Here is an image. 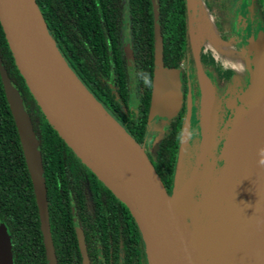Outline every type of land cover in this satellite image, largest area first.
<instances>
[{
  "label": "trees",
  "instance_id": "16d2710c",
  "mask_svg": "<svg viewBox=\"0 0 264 264\" xmlns=\"http://www.w3.org/2000/svg\"><path fill=\"white\" fill-rule=\"evenodd\" d=\"M34 1L57 50L79 81L139 145L152 146L149 161L169 194L180 136V116L171 119L153 138L151 131L155 126L146 122L153 56L151 1ZM158 7L162 64L166 67H180L182 63L191 65L185 0H158ZM121 13L126 17L127 42L137 80L134 102L129 97L125 55L119 35ZM200 56L205 60L204 69L213 70L214 82L222 88L231 71L221 69L209 53ZM0 59L23 100L39 142L49 231L57 264H68L66 252L70 254L75 247L71 209L93 264H117L119 257L121 264H146L143 242L134 219L46 123L15 67L1 27ZM192 92L196 94V85ZM0 223L9 237L12 264H44L31 181L1 81ZM96 247L105 256L104 262H97ZM59 254L62 257L59 258Z\"/></svg>",
  "mask_w": 264,
  "mask_h": 264
},
{
  "label": "water",
  "instance_id": "95a60500",
  "mask_svg": "<svg viewBox=\"0 0 264 264\" xmlns=\"http://www.w3.org/2000/svg\"><path fill=\"white\" fill-rule=\"evenodd\" d=\"M150 1L153 17V56L146 122L150 123L156 116H161L164 119V128L167 120L177 113L181 103L179 69L166 67L162 64L158 0ZM197 4V0H185L191 58L199 83L202 75L206 76V74L202 70L199 60L201 28L199 21L194 19L198 12ZM0 27L15 67L46 123L83 167L92 173L127 208L134 219L141 235L147 264L153 262L156 264H264V216L255 221H249L247 227L243 222L234 233L230 232L231 226H228L226 235L231 233L232 235L219 240L215 230L220 227L222 213L220 209H217L212 222L215 227L218 225L219 227L215 230L212 228L211 231L206 228L209 201L217 189L222 187L224 193L228 179L219 185L220 180L226 174L224 170L223 173L219 171L220 174L215 175L209 173L207 168H200L188 160V130H190L191 119L189 103H187L178 142L172 187L170 193L167 194L141 145L101 106L69 68L50 37L35 1L0 0ZM193 33L194 42L192 40ZM247 42L248 51L243 59L249 70L246 90L248 100L246 107L248 109L252 99L264 93V54L261 39ZM124 55L129 97H133L135 78L132 53L128 46L124 49ZM206 78L208 79L207 76ZM0 81L31 181L39 229L42 235L44 264H57L49 231L46 188L39 142L23 100L9 79L1 59ZM208 81L211 87L210 97L208 101L200 99L204 106H207L214 96V87L209 79ZM71 85L95 113L117 128L136 147L135 162L132 163L136 167L126 165L124 160L121 158L122 161L109 146V143L99 135V131L91 123L92 119L90 117L89 119L86 113L80 110L78 101L74 100ZM240 130L242 128H239L237 133ZM226 142L227 139L223 141L221 152L224 151ZM184 166L188 167L190 171V177L187 179H185ZM199 170L203 171L199 173L203 177L199 178L200 176L197 175L196 183L200 182L199 185L203 186L202 182L206 181L208 177L216 176L219 182L214 183L213 193L204 196L201 212L203 219L201 218L199 225L192 226V231L191 226L189 227L185 221L184 213L176 198V191L184 186V191L187 192L193 175ZM240 173L242 174L241 171ZM241 179L240 175L239 180H234L235 186L231 189L225 203H228L234 195L235 187L241 182ZM222 197L223 194L219 200L225 204L222 202ZM193 198L195 199V197ZM192 202L191 199L186 205V208L191 211V216L193 214ZM71 211L73 213V209ZM193 218L196 221L198 216L193 214ZM72 224L82 256V264H88L81 229L74 215ZM0 264H12L9 237L2 223H0Z\"/></svg>",
  "mask_w": 264,
  "mask_h": 264
},
{
  "label": "flooded vegetation",
  "instance_id": "af4514ba",
  "mask_svg": "<svg viewBox=\"0 0 264 264\" xmlns=\"http://www.w3.org/2000/svg\"><path fill=\"white\" fill-rule=\"evenodd\" d=\"M201 4L210 18L217 37L222 42L231 41L233 47L235 48L234 50L238 51L239 55L242 57L241 59L243 60V67L240 66L236 68L231 67L230 65H222L217 62L213 55L209 52L213 61L221 65V69H228L231 71L227 78L228 80L224 83V86L220 88L214 82L215 76L213 70L209 69L208 67L204 69L205 63L202 61L200 54L207 52L200 48L199 60L201 68L210 82H212L211 84H213L214 96H212V99L207 106H204L201 103L198 90V80L194 71L192 58L191 65L188 63L184 65L182 63L180 67H176L179 69L178 78L181 91V103L177 113L167 120L166 126L169 124L171 119L179 115L181 134L187 103H189V107L191 109V119L189 126L190 130H188V160L191 163L197 164L200 168H207L209 173H213L214 171L219 172L220 169H222L226 173L230 171L231 175L235 172H237L239 175V166L236 159V133L238 131V126L231 128L233 123L231 121L228 122L229 119H233L235 117L233 114L227 113V103L225 96L228 93V84L230 83L235 88L234 100L235 106L239 107L238 114L243 115L245 113L248 102L246 98V90L249 80V70L243 58H245L248 51L247 41L251 40H262L264 54V0H201ZM120 16L119 35L122 39V41L120 40L121 48L124 52V49L127 46L130 48V50L131 47L129 46V42L124 40L120 29L121 20L124 19L126 21V17L123 13H121ZM220 33L224 34L225 37H222ZM238 58L239 57L237 56V61L232 64L233 66L239 65L240 61H238ZM245 66L246 69H243ZM134 78V95L133 97H130L133 102L136 101L137 90V80L135 75ZM195 85L196 94L192 92L193 86ZM162 119L163 118H161V116H156L150 123H148V125H156L151 131L153 138H155V136H157L158 133H160V131L164 130L166 127L165 126L163 128L164 120ZM225 139H227L225 149L223 152H221L223 141ZM140 145L142 148L145 146L144 144ZM232 179L238 180V176ZM73 232L76 240L75 247L74 249H71L72 251L70 254L66 252L67 256L65 257L66 259H69L68 264H82V256L78 247L74 227ZM82 239L87 262L88 264H93L91 256H89L88 249L84 242L83 233ZM95 251L97 262H104L105 256H102L103 254H101L102 251L100 248L96 247ZM60 257H62V254H59V258ZM117 262V264H121L120 257L118 258ZM61 264H66V262H62Z\"/></svg>",
  "mask_w": 264,
  "mask_h": 264
},
{
  "label": "bare ground",
  "instance_id": "6f19581e",
  "mask_svg": "<svg viewBox=\"0 0 264 264\" xmlns=\"http://www.w3.org/2000/svg\"><path fill=\"white\" fill-rule=\"evenodd\" d=\"M197 6L198 12L194 19H197L200 24V41L205 40L209 46L219 44L220 41L217 39L215 29L204 7L201 3H198ZM223 44L226 43L223 42ZM237 56L239 57L238 61H240V65L242 59L239 54L232 57V64L237 61ZM70 87L73 90L74 100L78 101L80 105V110L84 111L87 117L93 120H91V123L99 131V135L109 143V146L112 147L120 159L124 160L121 159L126 165L136 167L132 164L135 162L136 147L117 128H114L102 116L95 113L72 85ZM198 90L200 99L208 101L211 87L205 75H202L199 80ZM247 118V126L236 134V159L242 172L241 182L236 185L235 193L228 203L226 202L227 204H222L219 200V197L223 194L222 187L219 190L217 189L211 201H209L208 220L206 222L208 231L219 227V225L215 227L212 222L217 209H221V207L225 209L221 214L220 227L215 230L217 231L216 236L219 240H223L227 236L230 237L243 222L247 227L249 221H255L264 216V164L260 163L264 161V93L254 97L249 103ZM183 168L185 179H187L190 177V171L186 166ZM220 171L221 173L224 172L222 169ZM213 174L219 175L220 172L214 171ZM220 181L219 185L224 181L223 177ZM228 226H231L230 232L232 233L230 235H226L228 234ZM152 264L156 263L153 262Z\"/></svg>",
  "mask_w": 264,
  "mask_h": 264
},
{
  "label": "rangeland",
  "instance_id": "374dc122",
  "mask_svg": "<svg viewBox=\"0 0 264 264\" xmlns=\"http://www.w3.org/2000/svg\"><path fill=\"white\" fill-rule=\"evenodd\" d=\"M198 3H201V0H198ZM120 29H121V33L123 35L124 40L127 42L129 33H128L127 22L124 19L121 20ZM217 39L219 40L218 37H217ZM192 40L194 42V40H195L194 35H192ZM121 41H122V39H121ZM219 41L222 44L219 42V44L209 46L206 44L205 40H202V41H200V47L202 48L203 51H206L207 53L210 52L213 55V57L216 59V61L219 62L220 64L230 65L231 67H235L232 65V59H233L232 57L234 55L239 54L238 51L234 50L235 48L233 47L231 41H223L226 44H223V42L221 40H219ZM202 61L205 63V60H202ZM242 63H243V60H242L241 64L238 65L237 67H240V66L243 67ZM243 69H246V66ZM234 91H235V88L232 86V84L229 83L228 84V93L226 94L225 99H226V103H227V113H231L235 117L233 119L232 118L229 119L228 122L231 121L233 123V126L231 128H233L234 126L235 127L238 126V128H237V130H238L239 128L243 129L245 126H247L246 124L248 123V118H247V112L246 111L243 115L238 114V108L239 107L235 106ZM153 126H156V125H153ZM157 129H158V127H157ZM151 149H152V146H150L149 144H145V146L143 147V151H144V153L148 159H151L149 156L151 154ZM203 171H206V169H203ZM203 171L199 170V171L195 172L196 174L193 175L190 186L187 187V189H188L187 192L184 191V186L180 190L176 191L177 192L176 198H177V201H178L179 205L181 206V209L184 213L185 221L187 222V225L189 227L191 226V228H192V226L195 227V225L196 226L199 225L198 223H200L201 218L203 219V217L201 216V212H202V208H203V204H204V198H205L204 196H206V195L209 196L211 193H213L214 183L219 182V180L215 176L214 178L208 177L206 181L202 182L203 186L199 185L200 182L196 183V180L198 178L197 175H199V173H201ZM240 171L241 170L239 168V175L237 172H235L231 175L230 171L227 172L226 174H224V176H223L224 180L228 179V181H227V185H225V188H224V193H223V197H222L223 203H225V201L228 199V197L231 193L230 192L231 189L235 186L234 180H236V179H232V178H234V177L236 178L238 176V180H239L240 174H241ZM201 177H203V176H200L199 178H201ZM198 191H200V192H199V195L196 197ZM193 197H195V199ZM191 199L193 201L191 203L192 212L194 215L198 216V219H196L197 223L193 218V214L191 216V214H190L191 211L189 210V208L188 209L186 208L187 202L191 201ZM220 211H221V213L223 212L222 207H221ZM192 231H193V228H192Z\"/></svg>",
  "mask_w": 264,
  "mask_h": 264
},
{
  "label": "clouds",
  "instance_id": "9594fccd",
  "mask_svg": "<svg viewBox=\"0 0 264 264\" xmlns=\"http://www.w3.org/2000/svg\"><path fill=\"white\" fill-rule=\"evenodd\" d=\"M260 163H261V164H264V161H261Z\"/></svg>",
  "mask_w": 264,
  "mask_h": 264
}]
</instances>
